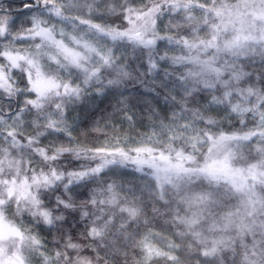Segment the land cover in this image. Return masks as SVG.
Segmentation results:
<instances>
[{
	"label": "snow or ice",
	"instance_id": "6c2138e0",
	"mask_svg": "<svg viewBox=\"0 0 264 264\" xmlns=\"http://www.w3.org/2000/svg\"><path fill=\"white\" fill-rule=\"evenodd\" d=\"M0 264H264V0L0 4Z\"/></svg>",
	"mask_w": 264,
	"mask_h": 264
},
{
	"label": "trees",
	"instance_id": "16d2710c",
	"mask_svg": "<svg viewBox=\"0 0 264 264\" xmlns=\"http://www.w3.org/2000/svg\"><path fill=\"white\" fill-rule=\"evenodd\" d=\"M1 4H3L5 7L11 5L12 9L15 10L23 5V3L27 2V0H0ZM148 2V1H147ZM146 2V3H147ZM15 14V13H14ZM25 19L20 20L17 18V25L21 21ZM161 28H163V24L160 25ZM128 60L131 61L133 68H135L138 64V61L133 57L132 51L128 50L124 53ZM259 64V59L257 58V65ZM147 65L145 64L146 71ZM171 71V69H168ZM163 69H161V72ZM149 81H151L152 77L149 76L147 78ZM254 80L258 82V77L254 76ZM156 84L160 83V77H155ZM171 87V84L169 85ZM123 92L124 96L121 97L120 93ZM141 93H146V89L143 87V85L139 84L135 81H130L128 84L118 90L115 91V93H109L107 96L100 97V98H92L89 103L87 104H79L78 111L76 112L75 119L79 123L80 121H83L85 117L91 119L93 117L99 119L102 115L107 117L109 113L113 114V119H115L117 122L122 121V114L118 111H116L113 108V105H115L116 101L119 99H126L127 105H128V115L133 116V120L131 122L123 121V129L124 131H128L131 127L132 129V135L136 136L138 133H147L150 128L151 124V118L148 114L147 108L144 104V101L147 100L153 108H156L161 114L166 112L168 110V106L164 103L163 97H157L155 94L152 95H141ZM106 110V111H102ZM253 125L250 123L249 127H252ZM111 129L109 128L108 131ZM247 129H245L246 131ZM95 136L96 133H93ZM83 139V137H80ZM103 142V137H101V140L98 143ZM259 146V142L256 139H253L251 142V148L255 150ZM119 172L123 174V179L126 180H134L136 176H139V173L132 174L131 167L127 169H119ZM120 177H118L119 179ZM159 230V228H157ZM141 231H144V229H141ZM48 239H51V236L48 235Z\"/></svg>",
	"mask_w": 264,
	"mask_h": 264
},
{
	"label": "rangeland",
	"instance_id": "374dc122",
	"mask_svg": "<svg viewBox=\"0 0 264 264\" xmlns=\"http://www.w3.org/2000/svg\"><path fill=\"white\" fill-rule=\"evenodd\" d=\"M148 0H133V6H135V7H141L144 3H146ZM0 4H1V1H0ZM18 18L20 19V20H22V19H26L27 17L26 16H24V15H19L18 16ZM122 52H123V50H121ZM92 99V98H91ZM91 99H89V100H87V101H85V102H83V104H87V103H89L90 102V100ZM87 102V103H86ZM78 106V105H77ZM74 107V108H72L70 111H69V113H68V116H69V120H72L73 118H75L76 117V112L78 111V107ZM149 131H151V129H149L148 130V132ZM45 143H47V141H45Z\"/></svg>",
	"mask_w": 264,
	"mask_h": 264
}]
</instances>
